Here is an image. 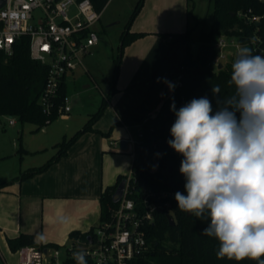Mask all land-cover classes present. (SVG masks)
I'll return each instance as SVG.
<instances>
[{
    "label": "trees",
    "instance_id": "1",
    "mask_svg": "<svg viewBox=\"0 0 264 264\" xmlns=\"http://www.w3.org/2000/svg\"><path fill=\"white\" fill-rule=\"evenodd\" d=\"M95 9L102 12L109 0H91ZM145 0H138L133 13L127 23V29L121 36V52L117 60L116 75L118 73L121 55L124 48L144 36L146 32L131 31L130 25L143 7ZM213 22L208 30H202L199 35V50L193 54L190 44V35L200 25L201 21L194 17L196 24L186 29L179 35L186 37V53L184 58L170 76L164 80L169 81L178 77V83L174 90L169 91L164 80L156 92V99L151 107L144 112H138L129 108L128 112L121 115L119 120L112 124L125 125L141 132L140 143L136 145V152L132 162V173L136 180L133 182L135 188L149 186L153 188H167L164 185L168 180H179L183 183L184 176L180 173L182 155L169 147L167 141L172 139L170 129L176 117L171 110L174 102L176 109L189 103L194 98L207 97L213 108V114L222 107L224 97L234 92V87L229 86L231 76V65L235 61L231 59L222 68L213 65L216 56V42L223 35L236 36L245 46L249 47L254 55H261L264 48V0H212ZM192 13V8L189 9ZM261 16L260 24L249 20V16ZM259 38V39H258ZM253 39L256 43H253ZM264 56V53H263ZM48 66L30 55V37L23 36L13 45L11 54L0 49V115L18 117L21 122H30L37 125L39 130L59 117L58 105L67 96V80L64 79L56 106L50 111L43 110L39 98L44 90L48 75ZM220 86V95H214L212 88ZM115 89L109 87L106 93L103 90L104 99L96 112L90 114L88 120L81 129L71 137L56 143L57 152L40 166L30 167L24 170L18 179H27L35 174L46 171L61 157L68 154L71 146L86 132H99L109 135L95 128L94 125L102 117ZM239 118L240 113H236ZM158 162V170L151 172L154 162ZM127 174H120L116 182L108 185L100 195L101 220L109 215L110 207H114L113 194L118 183L127 178ZM16 178L0 182V189ZM185 191V188H182ZM186 192V191H185ZM173 215L176 223L171 225L166 212L156 211L154 222L147 225V238L150 250L141 259V264H256L255 261L217 259L216 252L219 242L202 234L208 226L207 214L205 218L198 219L196 216L182 212L174 202ZM73 231L72 238H86L93 231ZM10 249L16 252L20 247L35 245L40 247H60L57 243L39 244L34 234L21 232L19 235L7 238Z\"/></svg>",
    "mask_w": 264,
    "mask_h": 264
},
{
    "label": "clouds",
    "instance_id": "2",
    "mask_svg": "<svg viewBox=\"0 0 264 264\" xmlns=\"http://www.w3.org/2000/svg\"><path fill=\"white\" fill-rule=\"evenodd\" d=\"M228 84L234 92L215 114L207 97L178 110L171 105L176 119L167 144L183 157L187 193L174 198L182 212L207 214L202 234L219 242L217 259L264 264V56L239 46ZM212 92L220 95V86ZM86 255L74 252L76 264H87Z\"/></svg>",
    "mask_w": 264,
    "mask_h": 264
},
{
    "label": "rangeland",
    "instance_id": "3",
    "mask_svg": "<svg viewBox=\"0 0 264 264\" xmlns=\"http://www.w3.org/2000/svg\"><path fill=\"white\" fill-rule=\"evenodd\" d=\"M137 1L109 0L106 4L96 26L99 43L93 47L92 53L84 56V66L80 65L68 74L67 98L71 111L66 116L59 115L44 128L36 130L37 125L21 122L18 117H14L16 124L10 125V115H0V157L3 155L0 158V180H9L13 173H20V168L24 171L29 166L42 165L54 156L57 152L56 143L81 129L90 114L100 107L106 86L115 91L107 100L99 126L106 130L105 133L110 131L107 137L112 135L108 141L109 144L112 141L109 148L122 151L121 143L117 147L112 143L122 140L123 136L127 141L130 136L138 141L136 128L128 131L120 125L112 127L113 108L110 103L123 111L128 109V104H134L142 110L151 107L156 99V88L176 70L185 56L186 37L179 34L196 24L194 17L201 21L190 35L191 50L196 55L200 32L208 30L213 22V4L212 0H145L131 23L130 30H144L146 34L124 48L116 75L121 36L127 29ZM190 8L192 13L189 12ZM143 76L148 77L142 78ZM158 78H161L160 82ZM135 79L140 80L133 83ZM168 82L176 86L178 77ZM165 87L172 91L168 84ZM126 152L134 153L132 144L128 143ZM130 170L131 166L127 175ZM72 241L58 242L62 254ZM77 244H81V240ZM0 262L3 264L1 256Z\"/></svg>",
    "mask_w": 264,
    "mask_h": 264
},
{
    "label": "built area",
    "instance_id": "4",
    "mask_svg": "<svg viewBox=\"0 0 264 264\" xmlns=\"http://www.w3.org/2000/svg\"><path fill=\"white\" fill-rule=\"evenodd\" d=\"M102 12L97 11L91 0H5L0 7V49L11 54L14 43L23 36L30 37V55L49 68L46 84L39 103L43 110L50 112L55 106L64 79L78 66H84L83 58L92 52L100 37L97 23ZM249 20L260 22L261 16L252 15ZM259 39V38H258ZM253 43L256 40L253 39ZM213 65H225L235 60L239 46H245L236 36L221 35L216 44ZM260 49L263 56L264 48ZM218 68V67H217ZM178 83L180 80L178 78ZM177 83V84H178ZM71 111L67 96L58 105L59 115L66 116ZM10 125L16 120L9 117ZM133 137L127 141L134 147L140 143ZM132 171L126 178L123 197L114 207H110L107 218L100 221L89 233L91 239L76 238L64 248L61 246L40 247L26 245L16 253L19 264H76L73 253H87V264H141V259L150 250L147 225L154 222L156 211L173 215L175 193L187 194L179 189L143 187L136 189ZM177 203V202H176ZM81 240V244L77 241Z\"/></svg>",
    "mask_w": 264,
    "mask_h": 264
},
{
    "label": "crops",
    "instance_id": "5",
    "mask_svg": "<svg viewBox=\"0 0 264 264\" xmlns=\"http://www.w3.org/2000/svg\"><path fill=\"white\" fill-rule=\"evenodd\" d=\"M110 107L113 108L114 122L129 108L138 112L148 109L142 110L134 104H128L126 111L112 103ZM99 120L94 127L106 132L99 126ZM120 126L128 131L130 129ZM110 137L99 132H86L71 146L67 155L46 171L27 179H18L16 177L23 172L20 168V173L11 175L9 180L16 179L0 189V256L3 264H19L17 253L8 245V237L29 232L34 234L39 244H58L76 239L71 237L73 231L84 233L100 223L102 191L114 184L120 174H127L130 166L132 171L133 154L126 149L111 150ZM121 138L124 140L125 137ZM120 143L121 140L112 144L117 147Z\"/></svg>",
    "mask_w": 264,
    "mask_h": 264
},
{
    "label": "water",
    "instance_id": "6",
    "mask_svg": "<svg viewBox=\"0 0 264 264\" xmlns=\"http://www.w3.org/2000/svg\"><path fill=\"white\" fill-rule=\"evenodd\" d=\"M5 3V0H0V7ZM260 22H257V25H259ZM237 58V53L235 56V59ZM224 65L223 63H219L218 64V68H222ZM109 91V86L105 88V92L107 93ZM128 146L127 144V140H121V148L122 149H126ZM158 170V162L155 161L154 162V167L151 169L152 173H155ZM164 185L173 189H179L181 187V183L179 181H174V180H168L164 182ZM125 187H126V179H122L117 187L116 190L113 194V202L117 203L119 202V200L123 197L124 191H125ZM168 220L170 222L171 225H174L176 223L175 218L173 216H171L170 214H167ZM88 239H91L90 236L88 235Z\"/></svg>",
    "mask_w": 264,
    "mask_h": 264
}]
</instances>
